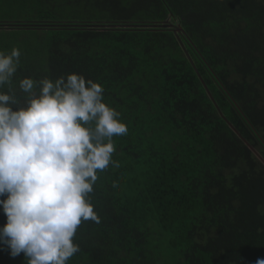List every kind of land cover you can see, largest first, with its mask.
Returning <instances> with one entry per match:
<instances>
[{"label": "trees", "instance_id": "trees-1", "mask_svg": "<svg viewBox=\"0 0 264 264\" xmlns=\"http://www.w3.org/2000/svg\"><path fill=\"white\" fill-rule=\"evenodd\" d=\"M13 47L18 95L82 73L127 125L68 264L264 259V0H0ZM0 264L24 255L0 245Z\"/></svg>", "mask_w": 264, "mask_h": 264}, {"label": "clouds", "instance_id": "clouds-1", "mask_svg": "<svg viewBox=\"0 0 264 264\" xmlns=\"http://www.w3.org/2000/svg\"><path fill=\"white\" fill-rule=\"evenodd\" d=\"M20 57L0 50V245L24 264H68L82 223H100L90 194L98 173L118 166L113 138L128 129L104 86L82 73L21 78L18 95Z\"/></svg>", "mask_w": 264, "mask_h": 264}]
</instances>
